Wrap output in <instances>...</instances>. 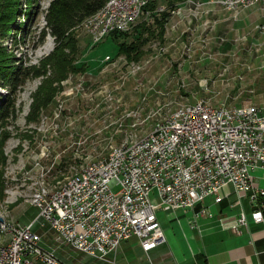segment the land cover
<instances>
[{"label":"rangeland","instance_id":"1","mask_svg":"<svg viewBox=\"0 0 264 264\" xmlns=\"http://www.w3.org/2000/svg\"><path fill=\"white\" fill-rule=\"evenodd\" d=\"M28 1L22 0L18 8L14 21L17 32L0 34V49L10 53L13 65L20 66L17 74L20 84L14 90L11 83L0 82V98L8 109L7 116L0 117V244L6 242L5 229L9 225L36 220L39 208L33 205V198L42 182L51 188L66 184L81 166L108 158L119 141L122 145L144 138L181 106L198 99L211 104L223 101L235 106L244 103L264 106V36L254 43L245 40L264 33L255 27L260 23L252 28L257 34L236 35L239 40L228 45L225 42L215 45L205 38V42L198 43L194 34L199 32L194 26L201 16H194L195 11L190 9L184 11L180 3L168 9L169 18L182 15L193 30L174 31L167 23L160 38L151 22L153 16L163 12L145 15L136 23L140 24L144 18L149 21L142 35L146 37L141 48L143 54L132 60L117 54L118 41H123L125 35L127 41L134 40L141 28L134 26L114 38L106 35L93 44L81 26L75 35L76 49L62 48L72 66L63 79V55L52 58V65L43 66L55 47L53 36L43 34L51 0ZM167 1L157 0V7L167 9ZM186 3L196 10L202 5L199 0ZM186 26L183 22L182 30ZM199 28L203 29V35L210 30L207 19ZM135 105L130 133L129 127L118 130ZM148 111L146 119L144 113ZM119 188L116 184L112 186L114 192ZM154 192L150 197L157 203ZM230 199L235 202L236 196ZM248 205L243 200L244 209ZM33 229L41 235L45 247L57 246L55 233L46 221L38 218ZM127 243L129 248L119 251L115 264L149 261V253L147 257L136 250L135 236ZM56 251L68 264H110L68 245H61Z\"/></svg>","mask_w":264,"mask_h":264},{"label":"built area","instance_id":"2","mask_svg":"<svg viewBox=\"0 0 264 264\" xmlns=\"http://www.w3.org/2000/svg\"><path fill=\"white\" fill-rule=\"evenodd\" d=\"M258 3L264 5V0L216 5L236 16L237 5L249 9ZM113 9L116 25L99 30L120 29L142 10L136 0H117ZM256 28L264 32V24ZM136 105L118 130L129 127L130 133ZM258 169L264 170V106L195 100L179 113H170L165 126L155 128L143 143L124 147L119 141L108 159L77 175L52 197L39 199L36 220L5 229L0 264H68L57 255L61 245L115 264L118 249L132 236L145 253L165 243L158 209H192L207 197L219 203L232 191L239 200H249L254 222H264V188L253 181ZM114 184L120 187L117 192ZM152 191L157 203L150 197ZM193 216L211 218L213 213L203 206ZM38 218L54 231L56 247L42 244L33 229ZM218 221L225 224L224 217ZM247 223L241 210L230 227L241 232Z\"/></svg>","mask_w":264,"mask_h":264},{"label":"crops","instance_id":"3","mask_svg":"<svg viewBox=\"0 0 264 264\" xmlns=\"http://www.w3.org/2000/svg\"><path fill=\"white\" fill-rule=\"evenodd\" d=\"M199 1L202 5L197 10L187 5L186 1L180 4L184 11L190 9L195 11L194 16H201V24L200 20H196L197 26H194L195 31L199 32L194 34L198 43L206 40L215 45L224 42L228 45L239 40V34H257L253 32V26L257 23L264 24V5L261 3L240 10L233 18L235 13L222 9L209 0ZM182 17L175 15L168 19L167 23L174 28L171 30L177 29L181 32L193 30L187 18ZM204 19L209 22L210 30L205 31L203 35V29L199 26ZM183 22L184 26L185 23L188 26L182 30ZM263 34H257V37L250 36L245 40L254 43L259 41ZM253 181L255 185L264 188L263 169L254 171ZM233 195L236 196L235 202L230 199ZM243 200L249 204L247 210L244 209ZM203 206L208 207L213 217L194 218L193 213ZM241 210L245 212L248 223L247 226H241V232H237L230 225ZM251 210L249 200L245 197L239 200L234 191L219 203L207 197L192 209L179 208L174 211L158 209L156 216L165 235V243L148 252L151 259L148 253L142 250L138 241L135 248L148 257L149 261L144 264H264V222H254ZM218 217H224V225L219 224ZM127 242L121 245L118 253L129 248ZM127 254L131 255L132 252L127 251Z\"/></svg>","mask_w":264,"mask_h":264},{"label":"trees","instance_id":"4","mask_svg":"<svg viewBox=\"0 0 264 264\" xmlns=\"http://www.w3.org/2000/svg\"><path fill=\"white\" fill-rule=\"evenodd\" d=\"M25 1V0H24ZM27 1V0H26ZM187 1V0H168L167 1V9L159 16H153L152 18V26L157 30V34L162 35L165 31V24L169 19V10L174 9L178 4ZM28 2H31L29 0ZM22 0H4L0 3V34L1 35H9L15 34L18 30V26L14 23L18 16V8L21 7ZM106 4V0H51L49 6L47 8V12L45 14L46 24L43 28V34H50L53 36L55 41V47L52 50L45 60L43 61V66L52 65V58L59 59V57L64 56V63L61 70L64 74L61 78H66V72L68 70H72V66H70V61L68 59L67 53H62V48L67 47L70 51L76 49L77 39L75 35H77V30L81 29L84 21L89 17H92L96 13H98ZM157 1L148 5V9L153 11L157 7ZM174 12V10H172ZM172 13V12H171ZM30 16V14L28 15ZM149 23L145 18L142 22L135 26L141 28L138 36L131 41H127V35L123 38V41H118V53L124 55L129 60L138 59L142 56V46L146 41V37L142 38L145 30H147L146 25ZM134 29V28H133ZM149 30V29H148ZM127 32H112L111 36L118 37L121 34H126ZM152 35L153 32H150ZM1 47V46H0ZM10 53L0 49V82L3 83L8 82L12 84V90L16 88L17 85L20 84V80L17 79V74L20 66L13 65L10 57ZM63 55V56H62ZM22 67V66H21ZM27 66H25V69ZM24 69V70H25ZM25 76V74H23ZM7 83H5L6 85ZM8 114V109L3 105V99L0 98V117L4 119Z\"/></svg>","mask_w":264,"mask_h":264},{"label":"bare ground","instance_id":"5","mask_svg":"<svg viewBox=\"0 0 264 264\" xmlns=\"http://www.w3.org/2000/svg\"><path fill=\"white\" fill-rule=\"evenodd\" d=\"M116 1L117 0H106L105 6L98 13H96L95 15H93L92 17H89L88 19H86L84 21L82 27H84V29L87 31V33H88L87 35L90 36L93 44L99 42L104 36L110 35V33H112V32L114 33V32H128V31H130L136 25V23L139 21V19L145 15L150 16V15L155 13L154 11H157V12L166 11L164 6H158L153 11L147 10L148 5L153 3V2H156L157 0H136V8L142 9V10L136 11L133 14V16L131 17V19L128 20V23L126 26H121L120 29L109 30V32H104V30H99V29H106L107 26H115L116 25V16H114V9H113ZM210 2H212L214 4H225L226 0H211ZM242 9H246V5H237V12H239ZM107 60H110V57H108ZM192 104L193 103L187 104L185 106L192 105ZM185 106H181L174 113H179L180 109L184 108ZM134 113H136V111ZM133 114H132V116H133ZM132 116L130 117V119H132ZM169 119H170V115L167 116L166 118H164L162 121H160L153 128V130L150 133H153L155 128H163L165 126V123ZM147 136H145L142 139L128 141V142L122 144L121 146L133 147L138 143H143L145 141V139L147 138ZM112 153L109 155V157L112 155ZM108 158H106V159H108ZM103 160H105V159H103ZM100 162H102V160L90 163V164L85 165V166H81V168L64 185H59V186H56L54 188H51L48 185H46L45 182H42L40 184L38 190L34 194L33 205L37 206L39 199L52 197V195L54 193L60 192L64 187H66L67 185H70L74 181V179L76 178L77 175L85 174L87 169L93 168L96 164H98ZM2 247H3V243L0 244V249Z\"/></svg>","mask_w":264,"mask_h":264}]
</instances>
